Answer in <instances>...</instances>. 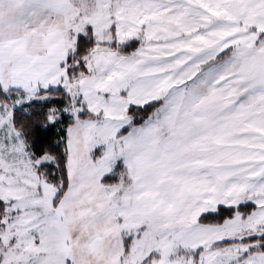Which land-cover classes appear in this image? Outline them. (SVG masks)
Wrapping results in <instances>:
<instances>
[{
  "label": "snow or ice",
  "instance_id": "snow-or-ice-1",
  "mask_svg": "<svg viewBox=\"0 0 264 264\" xmlns=\"http://www.w3.org/2000/svg\"><path fill=\"white\" fill-rule=\"evenodd\" d=\"M0 264H264V0H0Z\"/></svg>",
  "mask_w": 264,
  "mask_h": 264
}]
</instances>
